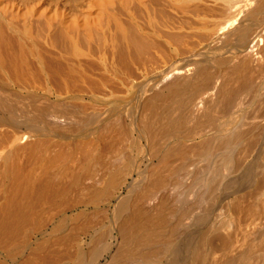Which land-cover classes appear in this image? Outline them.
I'll return each instance as SVG.
<instances>
[{
  "label": "bare ground",
  "instance_id": "obj_1",
  "mask_svg": "<svg viewBox=\"0 0 264 264\" xmlns=\"http://www.w3.org/2000/svg\"><path fill=\"white\" fill-rule=\"evenodd\" d=\"M0 264H264V0H0Z\"/></svg>",
  "mask_w": 264,
  "mask_h": 264
}]
</instances>
